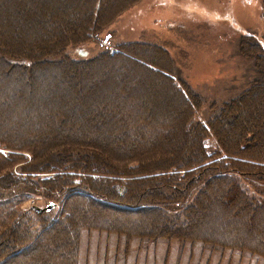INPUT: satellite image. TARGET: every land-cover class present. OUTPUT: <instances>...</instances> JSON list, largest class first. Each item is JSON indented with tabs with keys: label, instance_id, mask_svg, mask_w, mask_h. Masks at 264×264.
Masks as SVG:
<instances>
[{
	"label": "trees",
	"instance_id": "trees-1",
	"mask_svg": "<svg viewBox=\"0 0 264 264\" xmlns=\"http://www.w3.org/2000/svg\"><path fill=\"white\" fill-rule=\"evenodd\" d=\"M15 1V7L19 4L22 6L21 9L16 8L15 12H8V10L13 9V6L10 5L11 3L9 4V0H0V13L2 14L5 11V14L0 16V30L6 35L3 26H8L12 22L14 24L12 27L17 28L19 33H11L10 36L15 41H19L27 34L23 30L31 24L28 15L23 12L26 7L24 1ZM25 1L30 2L29 7L36 6L39 7V10L48 5V0ZM53 1L54 6H51V10H58L63 14L58 21H55L56 29L52 31L53 33L51 32V35L47 34L50 35L47 36V42L52 44L49 53L51 58L50 56L47 57L49 59L44 60L47 63L43 62V64H47L45 70L48 71L55 64L67 67L58 75L61 78L58 79L59 87L54 85L57 90V99H49L53 102L51 105H56L59 108L63 107L62 112L59 117L52 119L46 114L41 115L42 113L38 117H32L29 114L28 118H25L26 121H24L26 124H23L21 117L16 118L13 101L10 105L3 103V111L0 116V134L7 133L17 142L23 140L22 144L18 145L20 149L17 151L23 152L22 148L27 146L26 149L33 151L32 154L37 159V163L41 161L43 167L48 166L49 163H46L45 160L52 156H61L60 158L65 159L59 161V164H61L57 166L59 168L52 166L54 171L51 172L55 173L52 178L42 177L39 182L45 184L52 179V181L58 179V182H56L58 185L55 186L54 190L59 194V201L61 200L62 203H58L52 211L41 214L35 213L37 218L46 216L48 222L41 218L42 222L35 225L34 221L36 220L32 217L34 211H24L23 219L19 218L8 225H1L0 264H76L72 256L75 254L78 258L79 236L82 233V228L88 231L93 229L97 232H117V234L137 237L140 240H154L155 238H162V234H166V236L176 235L181 232L179 231L181 227L185 228L187 226L189 234L195 232L191 235L193 239H202L204 242L213 245V247L221 246L224 243L231 247L232 234L228 232L224 239L215 237L217 230L210 221V215L216 216L219 214L226 221L234 222L243 218L242 213L247 215L251 207L258 210L264 209V195H261V198L258 199L248 192L249 187L245 183L248 178V171H243L233 165V163H238L258 167L260 169L258 173H264V163L261 164L254 158L248 157L244 152L248 145L243 143L245 140L249 141L253 134L259 142L262 140L260 136L262 135L261 130L264 129V119L260 120L258 117L253 119L254 124L258 125L257 129L247 130V120L240 124L238 131L232 133L227 131L228 126L234 125L237 119V113L234 111L229 112L227 108L233 107L239 101L247 100L251 88L221 104L208 119V126L204 124L201 126L202 128L197 130L198 132H204L203 138H206L209 133L217 138L218 147L208 146L205 140L200 141L193 132L195 127L198 128L199 126L192 123L194 113L191 110H187L181 118L175 117V125L171 113L167 112L164 113V117L156 122V112L150 111L146 101L141 99V95L146 91L143 84L134 85L130 88L134 93H122L121 86L125 84L126 80L133 79L134 76L130 74L134 70L123 71L115 77L110 74L106 75L105 72L95 79L90 77L91 73L98 71L96 67L99 66V61H104L102 65L106 63L111 68H114L113 66H116L117 63H121L125 67L124 63L129 61L141 67L142 71L150 75L158 73L156 65L149 60L142 59L143 55L140 50L135 51L133 49L137 56L123 51L124 48H121L109 54L102 53L94 59L85 60H75L65 53L67 47L79 44V41L85 36H88V38L93 37L94 34L96 35L121 14L127 8L126 1ZM76 4L88 6L84 16L75 19L69 17L68 13L63 12L71 11V8H74ZM12 12L14 14H11ZM39 17L35 16L34 19L41 21ZM247 37L249 40L254 39L252 35ZM2 46L0 45V54L5 52L6 55H0L1 62L10 58H17L18 53L16 51ZM127 46L132 47L137 46V44H128ZM255 47L262 49V54L257 57L264 60L262 44L255 41ZM36 53L39 54L40 51L38 50ZM14 64L30 69L36 66L37 62L27 58L23 62L17 60ZM93 66L95 69L91 72ZM259 68V77L255 78L256 80L254 79L255 82L254 80L251 82L256 89H259L260 85L256 87L255 84L264 82V69L263 67ZM163 74L167 77L165 73ZM167 78L171 77L168 76ZM121 80L124 84L117 86L118 83L122 82ZM64 81H68L67 85L69 86L63 85ZM80 81H82L83 86L81 89L77 88V92L75 88L72 89L71 84ZM106 86H111V88L106 89ZM139 99V103L143 105L140 109L142 112H139V110H125L126 105H130L129 102L134 100L138 102ZM185 99L189 101L186 96ZM197 104L199 105L198 101ZM40 105V110L42 107L46 110L47 106L50 107V102L48 99L42 98ZM91 106L98 108L96 112L90 110L92 109ZM88 110L91 111L93 116L85 114ZM24 113L27 115L29 110L27 109ZM153 114H155L154 120L152 119ZM86 116L87 118H85ZM140 119H148L157 124L153 136L156 135L154 139L149 138L147 141V143L151 141L152 144L151 147L147 148L148 153L145 154L142 153V150L139 152L141 146H138L143 142V139L135 137V134L141 135L136 132L137 129L142 127H138V125L132 127L128 123V120H134L135 124H138ZM75 124L76 126L79 124L80 128L74 127ZM113 124H117L115 125L117 126L115 127L116 130L112 129ZM181 124L183 128L179 127ZM43 125H47L46 132H44L43 128L45 127ZM222 126H225L226 129ZM186 134L195 141V147H197L195 156L185 155L183 161L179 157H175L170 160L171 163L168 167L161 164L154 166V163L146 165L144 161L140 162L137 159L139 153L143 156L152 154L153 156L157 155L156 158H161L165 154L164 147H161L160 150L158 148L163 145H168V148H171V144L174 145V150L172 148L170 151L171 156L178 154L179 145L183 141L179 139H183ZM53 136L66 137L69 142H56L55 139L58 138H53ZM79 136L88 137H86V140H79ZM101 140L104 142L102 143ZM9 143L18 144L14 141ZM106 144L113 148L110 160H105L98 153L92 151L94 148L101 151L103 145L107 146ZM53 145L62 146L61 148L50 149L49 147ZM210 147L212 150L208 152V149H211ZM1 148L0 181L2 182L0 183V196L3 195V197L0 199V206H5L10 205L12 201H17V199L20 202L28 198L31 194L39 192L41 187L38 182L31 181V178L37 175H26L24 173V176H22L21 171L15 175L9 167V163L14 161L13 157L22 156L21 153L6 154L3 151L4 149ZM124 150L127 155L118 153ZM150 150L154 153L149 152ZM31 161L33 162V158ZM41 172L49 171L42 169ZM34 173H39V171ZM262 177H264V174ZM14 182L26 185L27 191L24 193L7 192L9 188H11L10 190L14 188L11 185ZM76 199H84L86 206L75 204ZM106 206L111 207V209L108 214H102L99 209L102 210ZM85 207L88 209V213L80 214V209L82 210ZM222 212L226 213L225 217ZM112 213L117 214L110 216L113 215ZM47 215L49 216L47 217ZM50 215L53 216L50 217ZM253 215L248 214L244 216V220L240 221V224L246 230L251 224L250 218H254ZM214 216L212 218H215ZM247 217L248 219H246ZM29 218L31 219L30 222H28ZM203 221L208 222L204 225L207 229L205 232L207 239L202 237V231L204 230L201 228V222ZM182 223L183 226H181ZM225 224L227 223L225 222ZM261 224L263 225L262 221ZM230 227H233V223ZM66 257L70 258L69 261H64Z\"/></svg>",
	"mask_w": 264,
	"mask_h": 264
},
{
	"label": "rangeland",
	"instance_id": "rangeland-1",
	"mask_svg": "<svg viewBox=\"0 0 264 264\" xmlns=\"http://www.w3.org/2000/svg\"><path fill=\"white\" fill-rule=\"evenodd\" d=\"M22 1H24V6H26L23 12L28 15L31 24L27 29L23 30V32L26 31L27 33L25 37L20 38L19 41H15L10 36L11 33H19L17 28L12 27L14 26L12 22L8 26H3V31H6V35L0 30V45H3L2 47H6V49H13L18 53L17 58H10L4 62L0 61V116L3 111V103L10 105L13 101L16 118L21 117L23 124H26L24 121H26L25 118H28L29 114L32 117H38L42 113L41 115L46 114L51 119L59 117L63 107L59 108L56 105H51L53 102L49 99H57V90L54 85L59 87L60 83H58V79L61 78L58 75L67 67L55 64L48 71L45 70L47 64H43V62L47 63L44 60L49 59L47 57L50 56V48L52 47V44L47 42V36H50L53 33L52 31L56 29V25H54L55 21H58L63 13L58 10H51L53 0H48V5L44 6L43 9L40 8V10L36 6L29 7L28 4L30 2ZM121 1H126L127 3V8L121 14L115 17L96 35L94 34L93 37L88 38V36H85L79 41L80 43L77 42L79 44L67 47L65 53L75 60H85L94 59L102 55V53L109 54L121 48H124L123 51L135 56L137 55L134 50H140L143 55L142 59L149 60L156 65L158 73L150 75L142 71L141 67L129 61L124 63L125 67L121 63H117L118 67L116 64V66H113L114 68H111L106 63L102 65L104 61H99V66L96 67L98 71L94 73L95 68L93 66L91 70L93 74L90 72V77L95 79L104 72L106 75L110 74L115 77L123 73V71L134 70L135 72L133 71L130 74L134 76L133 79H130V81L124 80L125 84L121 80L122 82L117 84V86L122 83L124 84L121 86L122 93L132 92L130 88L134 87V85L143 84L146 91L141 95V99L146 101L150 111L156 112V122L164 117V113L167 112L171 113L172 121L175 125V117L181 118V116H184V113L186 114L187 110H191L194 113L192 123L199 126L198 128L195 127L193 132H195L200 141L205 140L207 145L211 147L219 146L217 138L212 133L203 138L204 132H198L197 130L202 128L201 126L204 124L208 126V119L217 111L221 104L251 88L249 89L247 100L239 101L233 107L227 108L229 112L234 111L237 113L236 125L228 126L227 131L229 133L238 131L240 124L247 120V130L257 129L258 125L254 124L253 119L257 117L260 120L264 119V82L262 84H255L256 87L260 85L259 89L253 87L251 82L259 77V67H263L264 69V60L257 57L262 54V49L255 47L256 41L260 42L264 48V0ZM15 2V0H9V4L11 3L10 5L13 6V9L8 10V12H15L17 9H21L22 6L17 3L15 7ZM4 5L6 6L5 2ZM71 9V11L63 12L68 13L71 18L78 19L84 16L88 6L76 4ZM14 12L11 14H14ZM4 14L5 11L2 14L0 13V16ZM35 16H40L41 21L34 19ZM39 24L46 25L47 27L44 26V30V27ZM251 35L254 37L253 40H249L247 37ZM128 44H137V46L128 47ZM35 49L39 50L40 53L37 54ZM0 55L6 54L5 52H1ZM27 58L36 61V66L28 69L27 67L22 68L21 65L14 64L17 60L23 62ZM39 66L42 67L38 68ZM115 69L116 71H114ZM107 71L109 72L107 73ZM163 73L172 79H168ZM56 80L57 82H55ZM81 83L82 81L71 84L72 89L75 88L78 92L77 88L81 89L83 86ZM64 84L67 85L68 81H64ZM105 88L110 89L111 86H106ZM185 96L189 101L185 99ZM42 98H46L50 102V107L47 106L46 110L43 107L40 110V100ZM139 102L140 99L138 102L135 100L129 102L130 105H126L127 108L125 110H139V112H142L140 109H142L143 105ZM91 108L90 110L94 112L98 109L95 106H91ZM27 109L29 113L26 115L24 111ZM85 114L93 116L89 110ZM155 114L152 116L153 120ZM128 123L132 127L137 125L138 127H142L141 129H137L136 132L141 135L135 134V137L143 139V142L138 145L141 146L139 147V152L142 150V153H148L147 148L151 147L152 143L151 141L147 143V141L149 138L154 139L156 134L154 136L153 134L155 133L154 129L157 128V124L148 119H140L138 124H135L134 120H128ZM113 125L112 129L116 130L117 128L115 127L117 126L115 125L117 124ZM43 127L45 130L47 125H43ZM76 127L80 128V125L78 124ZM179 127L183 128V125L181 124ZM222 127L226 129L225 126ZM10 131L12 130L10 129ZM261 132L260 139L262 138V140L260 142L255 138V134H253L249 141L245 140L243 143L248 145V148L244 151L246 155L263 164L264 129ZM86 137L88 136H79V140H86ZM185 137L179 139L183 141L179 145V153L174 154V156H171L170 153L172 148L174 150V145L171 144L170 150L168 145L158 148L160 150L161 147H164L165 154L161 158H156L155 156L157 155L148 154L143 156L139 153L137 159L140 162L144 161L146 165L154 163V166L161 164L168 167L171 163L170 160H173L175 157H179L183 161L185 160V155L195 156L197 153L195 141L190 138L191 136H187V134ZM53 138H58L55 139L57 140L56 142H69L66 137L53 136ZM11 141L18 144L9 143ZM0 142V147L4 149V153H21L22 155L13 157L14 161L9 163V167L13 173L17 175L21 171L22 176H24V173L26 175H37L36 177H30L33 182L39 183L42 177L52 178L55 174L51 172L54 171L53 167L61 165L59 161L65 160L64 158H60L61 156H52L45 160L46 163H49L48 166L43 167L41 161L37 163V159L32 154L33 151L26 149L27 146L22 148L23 152L17 151L20 149L18 145L22 144L23 140L17 142L6 133L4 135L0 134ZM101 142L103 143L104 141L101 140ZM61 146L53 145L49 148L57 149L61 148ZM107 146L103 145L101 151L95 148L92 151L98 153L103 159L110 160L113 148H110V145ZM211 150L212 148L208 149V152ZM149 152H152V150ZM118 153L127 155L125 150ZM32 158L33 162L31 161ZM233 165H236L243 171H248V178L245 180V183L249 187L248 192L253 197L261 198L260 196L264 195V180H262L264 173H258L260 171L258 167H250L238 163H233ZM42 169L49 172H41ZM35 171H39V173H34ZM74 178L72 179L76 180ZM52 180L45 184L39 183L41 190L36 192L33 189L36 193L31 194V196L20 202L17 199V201H12L10 205H1L0 226L8 225L19 218L23 219L24 211H34L32 217L36 220L34 221L35 225L42 222L41 218L45 222H48V219L45 218L46 216L37 218L35 213L41 214L47 212V210L41 209L53 203L55 206L49 210L52 211L57 207L58 203H62L61 200L59 201V194L54 190L55 186L58 185L56 183L58 179L56 181ZM11 185L14 188L12 190L9 188L7 192L24 193L28 189L22 183L14 182ZM1 197L3 195L0 196V199ZM66 203L68 204V201ZM74 203L79 206H86L84 199H76ZM104 209H99V211L102 214H108L111 207L106 206ZM87 210L85 207L82 210L80 209L79 213H88ZM112 214L110 216H114L117 213ZM222 214L225 217L226 213L222 212ZM248 214H251V216L254 214V218H250L251 224L246 230L240 224V221L244 220V216ZM248 214L242 213L243 218L234 222L226 221L219 214L216 216L210 215V221H212V225L217 230L215 237L224 239L228 232L232 234L233 242L231 247L226 243L213 247V245L204 242L202 239H193L191 235L195 232L193 231L192 234H189L187 226L185 228L181 227L179 229L181 232L176 235L166 236V234H162V238H155L154 240H140L137 237L117 234V232H97L93 229H89L88 231L82 228V233L79 236L78 258L74 254L72 256L73 261L76 264L77 261L78 264H264V209L258 210L251 207ZM53 215H50V217ZM212 216L215 218H212ZM3 221L5 222L2 223ZM30 221L31 219L29 218L28 222ZM206 223L208 222H201V228L204 230L202 231V237L204 239H207L205 236L207 229L204 226ZM232 223L233 227H230ZM181 226H183V223ZM127 237L128 239H126ZM227 238L229 239V237ZM69 259L66 257L64 261H69Z\"/></svg>",
	"mask_w": 264,
	"mask_h": 264
},
{
	"label": "water",
	"instance_id": "water-1",
	"mask_svg": "<svg viewBox=\"0 0 264 264\" xmlns=\"http://www.w3.org/2000/svg\"><path fill=\"white\" fill-rule=\"evenodd\" d=\"M54 206H55V204L51 203V204L47 205L44 209H41V210H47V211H49V210H51Z\"/></svg>",
	"mask_w": 264,
	"mask_h": 264
}]
</instances>
